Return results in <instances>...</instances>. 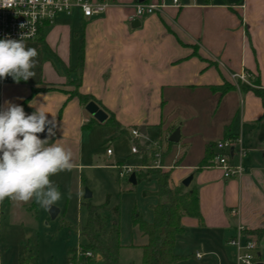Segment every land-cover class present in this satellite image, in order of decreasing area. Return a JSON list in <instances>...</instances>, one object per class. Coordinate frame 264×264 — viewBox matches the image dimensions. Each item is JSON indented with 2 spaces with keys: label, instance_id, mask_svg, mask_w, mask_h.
Masks as SVG:
<instances>
[{
  "label": "crops",
  "instance_id": "0c3cea01",
  "mask_svg": "<svg viewBox=\"0 0 264 264\" xmlns=\"http://www.w3.org/2000/svg\"><path fill=\"white\" fill-rule=\"evenodd\" d=\"M138 2L166 6L134 27L130 17ZM178 2L175 5L173 0H111L104 12L91 18L83 17L79 11L69 15L77 13L80 17L75 25H46L37 39L46 44L61 66L47 58L27 81L17 83L11 76L0 79V110L5 102H10L23 104L26 114L39 107L49 113V120L55 117V136L49 144L59 143L70 149L72 170L79 173L93 166L85 161L84 136L87 127L104 124L109 118L110 112L104 107L113 112L121 133L131 134V128L145 126V134L160 129L162 137L165 132L170 137L180 128L178 142L168 145L160 143L161 139L156 143L161 149L170 148L164 167L172 168L171 186L182 184L193 174L189 186L199 189L203 220L184 215L181 221L185 231L178 235L176 246L179 237L193 231L199 236V243L216 252L239 225H244L257 237L261 256L264 233L259 235L258 231L264 230V142L258 140V119L264 108L261 98L252 90L240 89L239 81L255 85L259 80L264 87V0ZM82 44L85 53L79 91L96 98L90 101L106 112L104 121H99L86 109V104L71 95L75 86L69 85L68 80L75 76L72 69ZM241 75L246 79H241ZM225 82L235 84L236 88L224 94L212 89ZM188 108L192 115H199L193 123L195 131L204 122V109L219 112L217 124L208 127L211 132L192 138L184 132L183 124H173L180 114L186 116ZM39 136L47 138V129ZM229 137L240 139L230 150L233 161H239L241 148L246 150L242 177L225 178L221 169L208 165L198 169L206 145ZM175 144L187 146L183 155ZM216 150L215 145L213 152ZM142 162L136 166H142ZM82 181L83 176L79 191ZM12 202L6 198L5 204ZM29 203L25 207L34 213L38 204L34 199ZM3 205L4 201L0 202V216L4 214ZM229 248L236 264L233 249Z\"/></svg>",
  "mask_w": 264,
  "mask_h": 264
},
{
  "label": "rangeland",
  "instance_id": "374dc122",
  "mask_svg": "<svg viewBox=\"0 0 264 264\" xmlns=\"http://www.w3.org/2000/svg\"><path fill=\"white\" fill-rule=\"evenodd\" d=\"M79 21L80 17L76 13L74 16L60 15L54 19L53 23L75 25ZM24 42L27 47L34 48L38 53L32 71H38L41 68V62L47 58L52 60L57 67L61 66V62L41 40ZM74 51L75 44L72 55L75 54ZM189 110L190 108L187 109L186 116L180 114L173 124L178 125L177 127L183 124L184 132L190 133L192 138H198L206 132H211L208 127L217 124L219 112L206 108L204 109L206 112L202 114L204 122L199 127L200 130L195 131L193 123L199 115L195 117ZM161 132L157 129L135 138L131 134L121 133L117 126L111 123L87 127L83 154L85 161L93 166L83 168L82 173L66 170L51 177L61 193L60 200L55 204L61 211L55 218H52L40 205L34 213H30L25 206L31 203L13 201L12 204L6 205L5 198L4 214L0 216V264H19L26 257L30 258L33 264H67L69 247H75L87 241L80 232L81 227L87 221L88 213L85 205L87 199L83 197L87 189L92 192V196L88 199L91 203L102 205L108 200L104 212L109 217V223L113 221L119 223L120 240L123 244L119 251V263L141 264L142 249L140 246L147 242V237L138 226L133 224V213L137 211L145 220H153L151 205L157 202L154 192L158 188L155 175L151 174L147 179L133 184L129 181V176L120 177L118 170L107 164L120 162L136 166L143 161L139 170L144 172L154 168L166 170L164 164L170 148L161 155L165 148L162 146L159 150L160 164L155 163L157 159L155 154L158 149L154 146L157 140L162 139L160 143L168 144L169 136H166L165 132L162 137ZM107 145L113 150L111 157L107 156ZM133 145L138 146V153L131 152ZM175 146L178 147V153L181 155L187 150V146L180 144H175ZM143 148L146 149L145 160L143 159ZM81 175L84 181L79 191L78 184L81 185ZM116 206L120 208L119 215L115 214ZM194 234L195 232L190 231L179 237L174 252L183 255L184 258L174 264H235L227 242H222L216 252H212L199 243V236ZM197 251L201 253L199 257L196 255ZM261 252L258 263L264 264V248Z\"/></svg>",
  "mask_w": 264,
  "mask_h": 264
},
{
  "label": "trees",
  "instance_id": "16d2710c",
  "mask_svg": "<svg viewBox=\"0 0 264 264\" xmlns=\"http://www.w3.org/2000/svg\"><path fill=\"white\" fill-rule=\"evenodd\" d=\"M84 45L78 50L77 64L72 69L75 73L73 78L68 80L69 85L75 86V90L71 95L77 96L79 100L87 104L90 100L96 98L91 94H83L79 91L81 84L82 71L84 68ZM258 82V83H257ZM257 84L239 81L241 90H252L262 100L264 108V87L261 86L259 80ZM236 88L235 84L225 82L222 85L212 86L214 91L221 94L227 93L231 89ZM23 106V104L21 105ZM110 112L109 118L105 121L106 124L111 123L120 126V123L115 119L113 112L104 107ZM94 123H97L93 121ZM260 125L258 140L264 142V112L258 119ZM172 141H168V145H172ZM215 142H209L206 145L205 156L202 159L198 169L209 165L210 160L214 156L213 147ZM164 149L161 152L167 151ZM143 159L145 160V151L143 148ZM151 173H150V172ZM137 183L143 179H147L151 174L155 175L158 188L154 192L157 196V202L151 205L153 211V220H145L140 213L135 211L133 214V224L138 226L141 232L147 237V242L141 245L142 258L141 264H174L175 262L184 258L183 255H178L174 252L177 237L183 234L185 227L182 224V217L184 215L197 217L200 221L203 220L199 203V189L197 186H185L183 184L170 185L172 168L169 170H158L156 168L144 172L143 170H136ZM147 193V192H146ZM108 200L102 205H95L88 199L85 202L87 208V221L81 227V235L86 237L87 241L83 244L84 250H92L96 253V258L88 262V264H120L119 251L123 244L120 240V227L119 223L108 221V216L105 214ZM119 206L115 207V214L119 215ZM108 225H110L108 229ZM264 230H259L258 234L261 235ZM75 247L68 249V263L72 258ZM19 264H33L30 258L22 259ZM38 264H56V263H38Z\"/></svg>",
  "mask_w": 264,
  "mask_h": 264
},
{
  "label": "clouds",
  "instance_id": "9594fccd",
  "mask_svg": "<svg viewBox=\"0 0 264 264\" xmlns=\"http://www.w3.org/2000/svg\"><path fill=\"white\" fill-rule=\"evenodd\" d=\"M14 0H0V7L9 8ZM38 55L34 48L19 40H0V79L11 76L17 83L35 75L31 70ZM31 106V105H30ZM36 107L26 114L19 105L5 102L0 110V202L9 198L14 202H35L50 209L61 198L51 177L72 170L73 153L59 143H51L56 121ZM47 129V138L39 134Z\"/></svg>",
  "mask_w": 264,
  "mask_h": 264
},
{
  "label": "built area",
  "instance_id": "2783aa9c",
  "mask_svg": "<svg viewBox=\"0 0 264 264\" xmlns=\"http://www.w3.org/2000/svg\"><path fill=\"white\" fill-rule=\"evenodd\" d=\"M111 0H14L9 8L0 7V40L13 39L19 40L24 35V41H32L39 37L42 29L51 23L60 15H71L79 11L83 17L91 18L94 15L104 12ZM178 5V0H173ZM165 3H147L138 2L135 4V10L130 17L131 20L143 18L156 13L164 8ZM245 80V75H241ZM142 133L139 128H131V135L135 138ZM240 139L229 137L216 142V152L214 153L208 167L219 168L222 170L225 178L242 177L245 172L243 158L246 156V150L240 149L239 161H233L230 150ZM157 159L155 163L160 164L161 146L156 143L155 146ZM132 153H138L139 148L133 145ZM107 154L112 155L113 150L108 147ZM118 170L120 177L130 176L142 166H134L125 163H114L111 165ZM80 234V233H79ZM228 245L233 249V255L236 264H260L258 263L259 242L255 234L244 226L239 225L236 232L227 240ZM198 257L200 253L196 254ZM96 257L92 250H84L83 244L75 246V251L69 264H88Z\"/></svg>",
  "mask_w": 264,
  "mask_h": 264
},
{
  "label": "water",
  "instance_id": "95a60500",
  "mask_svg": "<svg viewBox=\"0 0 264 264\" xmlns=\"http://www.w3.org/2000/svg\"><path fill=\"white\" fill-rule=\"evenodd\" d=\"M141 23V21L139 19H135L132 21V26L137 27L139 26ZM86 109L92 114L94 115L99 121H104L105 118L107 117V114L105 111H103L94 101H89L86 104ZM30 114V113H27ZM142 134H145V126H141L140 129ZM169 140L172 142H178L180 140V128H176L172 134L169 137ZM193 179V174H190L189 176H187L183 181L182 184L185 186H189L191 181ZM129 181L132 182L133 184L137 183V179H136V173H132L129 177ZM91 192L87 189L84 193V197L85 198H90L91 197ZM48 212L50 213L52 218H55L59 212H60V208L53 205L51 206L50 209H47ZM262 264V263H260Z\"/></svg>",
  "mask_w": 264,
  "mask_h": 264
}]
</instances>
